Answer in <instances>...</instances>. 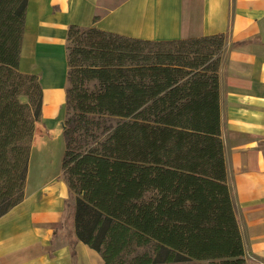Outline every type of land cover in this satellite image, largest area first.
<instances>
[{"label":"trees","instance_id":"trees-1","mask_svg":"<svg viewBox=\"0 0 264 264\" xmlns=\"http://www.w3.org/2000/svg\"><path fill=\"white\" fill-rule=\"evenodd\" d=\"M27 1L0 0V218L24 200L41 118L39 79L18 69ZM67 43L72 244L103 264H249L220 137L224 36L151 42L71 26Z\"/></svg>","mask_w":264,"mask_h":264},{"label":"crops","instance_id":"crops-1","mask_svg":"<svg viewBox=\"0 0 264 264\" xmlns=\"http://www.w3.org/2000/svg\"><path fill=\"white\" fill-rule=\"evenodd\" d=\"M71 26L151 42L224 36L218 91L226 183L244 258L264 264V0H28L18 69L38 77L35 126L51 135L66 113ZM47 139L34 133L24 200L0 218V264H103L70 240L63 153L55 169L50 158L33 166L35 152L49 156Z\"/></svg>","mask_w":264,"mask_h":264},{"label":"rangeland","instance_id":"rangeland-1","mask_svg":"<svg viewBox=\"0 0 264 264\" xmlns=\"http://www.w3.org/2000/svg\"><path fill=\"white\" fill-rule=\"evenodd\" d=\"M66 115H67V112L63 115V119H62V122H59L57 124V126H55V135L54 132L53 134L51 135L50 131L48 129H46L45 125H41V126H38V128L36 129V126H35V133L37 132V134H42L44 135L45 137H48V138H52L54 137L53 139H47L45 141H43V144L46 142L44 148L48 149L49 151V156L47 158H44L43 156H39L37 152L34 153V157H33V166L36 168L37 167V163L39 162V160H47L49 161V158L52 162V168L55 169L56 167L60 166V157L62 156V153H64V142H63V138H62V135H61V130H63V123H64V120L66 118ZM32 142H33V139H32ZM32 142H31V147H32ZM62 178L66 184V187H67V190H68V197H67V200H69V203L72 205H74V198L71 196V192L69 190V187H68V184L64 178V175L62 174ZM58 235V234H57ZM61 236V235H60ZM60 236H58V238L62 239ZM143 252H146V249H139L137 250L136 254H141ZM206 264V263H205Z\"/></svg>","mask_w":264,"mask_h":264}]
</instances>
